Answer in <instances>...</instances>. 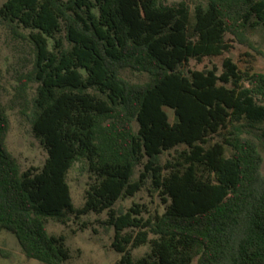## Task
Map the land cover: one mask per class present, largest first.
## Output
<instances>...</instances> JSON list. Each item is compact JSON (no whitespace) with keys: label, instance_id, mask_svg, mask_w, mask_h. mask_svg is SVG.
Segmentation results:
<instances>
[{"label":"trees","instance_id":"1","mask_svg":"<svg viewBox=\"0 0 264 264\" xmlns=\"http://www.w3.org/2000/svg\"><path fill=\"white\" fill-rule=\"evenodd\" d=\"M0 29L31 47L15 88L20 98L34 88L27 117L46 152L41 167L20 169L0 103V233L26 257L64 264V237L47 219L105 213L95 221L112 233L117 264H264L263 156L246 130L264 123V73L228 56L187 67L233 42L264 56L249 37H264V0H5ZM75 162L88 174L80 207L66 179ZM141 190L164 210L116 208Z\"/></svg>","mask_w":264,"mask_h":264},{"label":"rangeland","instance_id":"2","mask_svg":"<svg viewBox=\"0 0 264 264\" xmlns=\"http://www.w3.org/2000/svg\"><path fill=\"white\" fill-rule=\"evenodd\" d=\"M5 0H0V6ZM180 0H162L164 4L172 5ZM191 8L195 2L204 0H190ZM250 39L257 44L264 53V37L260 30L249 33ZM233 48L217 57H204L201 60L191 59L187 67L193 69L220 68L223 57L228 56L240 68L252 65L253 70L264 73V56L256 54L253 50L236 42ZM32 50L30 45L7 31L0 29V68L2 79L0 82V103L7 108L9 115V132L6 138L8 150L16 157L21 170L30 167L39 168L46 159V152L32 135L30 122L27 114L30 108V97L34 88H30L25 98L17 96L15 85L19 73L26 72L31 65ZM122 77L133 83L144 82L148 79L146 73L123 70ZM168 114L171 113L167 109ZM247 134L254 139L259 146L263 156L262 171L264 172V123L252 128L247 127ZM183 146H178L182 149ZM174 154L170 150L162 157V161ZM67 183L69 185L72 203L75 207L83 204L84 191L87 187L88 174L82 167V163L75 162L67 172ZM143 205L147 213L145 217L154 213H161L164 204L157 194L141 190L130 198L119 200L116 208L128 209L133 204ZM106 214L88 213L80 218L70 217L66 224H60L48 218L46 229L50 234L62 235L65 246L69 252V259L64 264H117L119 254L110 247L111 234L103 235L96 223V219L105 218ZM86 225L83 227L82 223ZM92 228L98 229L95 234ZM95 238H98L97 241ZM147 246H141L133 251V257L142 255ZM0 264H44L38 260L28 258L22 252L15 236L7 231L0 233ZM195 264V261L192 262Z\"/></svg>","mask_w":264,"mask_h":264}]
</instances>
